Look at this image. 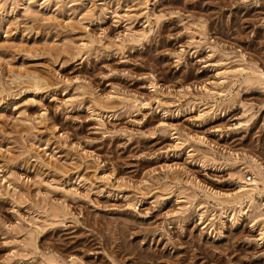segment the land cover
<instances>
[{
    "label": "rangeland",
    "instance_id": "rangeland-1",
    "mask_svg": "<svg viewBox=\"0 0 264 264\" xmlns=\"http://www.w3.org/2000/svg\"><path fill=\"white\" fill-rule=\"evenodd\" d=\"M251 157L264 0H0V264H264Z\"/></svg>",
    "mask_w": 264,
    "mask_h": 264
},
{
    "label": "bare ground",
    "instance_id": "bare-ground-1",
    "mask_svg": "<svg viewBox=\"0 0 264 264\" xmlns=\"http://www.w3.org/2000/svg\"><path fill=\"white\" fill-rule=\"evenodd\" d=\"M28 76L31 77L34 83V89H37L39 87L38 82L41 78L39 79V77L34 74H28ZM240 158L241 157L237 156L235 159ZM240 161L241 160H239V162ZM240 165H243V169H246V172H249L252 175L250 178H248V180H250L251 182H247L243 177H238L239 182L241 183L238 191L234 193L217 194L216 197L212 198L220 206H229L236 208L240 207V210L242 212L244 209L250 210L254 206V196L257 193H261V191L264 189V166L261 164V162L253 157L246 160V162L244 161V163H241ZM260 185H263V188H261ZM246 199L248 200L247 204H245Z\"/></svg>",
    "mask_w": 264,
    "mask_h": 264
}]
</instances>
